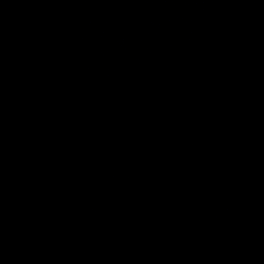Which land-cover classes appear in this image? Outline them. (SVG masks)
Here are the masks:
<instances>
[{"label":"water","instance_id":"95a60500","mask_svg":"<svg viewBox=\"0 0 264 264\" xmlns=\"http://www.w3.org/2000/svg\"><path fill=\"white\" fill-rule=\"evenodd\" d=\"M0 264H264V0H0Z\"/></svg>","mask_w":264,"mask_h":264}]
</instances>
